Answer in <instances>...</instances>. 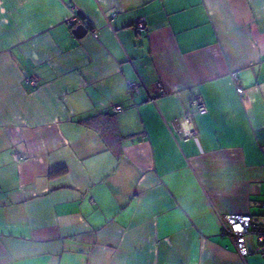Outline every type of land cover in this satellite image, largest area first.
Listing matches in <instances>:
<instances>
[{"label":"crops","instance_id":"crops-1","mask_svg":"<svg viewBox=\"0 0 264 264\" xmlns=\"http://www.w3.org/2000/svg\"><path fill=\"white\" fill-rule=\"evenodd\" d=\"M262 202L264 0H0V264H264Z\"/></svg>","mask_w":264,"mask_h":264},{"label":"built area","instance_id":"built-area-1","mask_svg":"<svg viewBox=\"0 0 264 264\" xmlns=\"http://www.w3.org/2000/svg\"><path fill=\"white\" fill-rule=\"evenodd\" d=\"M68 23L70 30H73L77 25H87V22L79 17L73 15L69 18ZM133 28L137 35H142L146 31V23L144 18L140 17L136 19L133 24ZM72 32V31H71ZM26 81L31 85H36V77H27ZM138 85L131 82L129 89H135ZM157 89L162 92L163 88L159 82L156 84ZM237 93L242 96L243 89L240 86H236ZM190 103L195 106L196 111H203L205 109V103L198 95H193L190 99ZM115 112L122 111L123 108L120 105L113 107ZM173 132L179 139H187L196 137V130L192 122V111L187 109L183 115L176 117L170 122ZM185 127V128H184ZM261 207L264 208V202L261 203ZM221 231L231 237L233 240L236 251L241 257H246L250 250L246 245V236L253 235L255 240L260 246H264V222H253L250 214L240 213H226L221 216Z\"/></svg>","mask_w":264,"mask_h":264},{"label":"water","instance_id":"water-1","mask_svg":"<svg viewBox=\"0 0 264 264\" xmlns=\"http://www.w3.org/2000/svg\"><path fill=\"white\" fill-rule=\"evenodd\" d=\"M86 32H87V28L83 25H77L72 31V33L78 38L85 35Z\"/></svg>","mask_w":264,"mask_h":264},{"label":"clouds","instance_id":"clouds-1","mask_svg":"<svg viewBox=\"0 0 264 264\" xmlns=\"http://www.w3.org/2000/svg\"><path fill=\"white\" fill-rule=\"evenodd\" d=\"M73 31V30H72Z\"/></svg>","mask_w":264,"mask_h":264}]
</instances>
